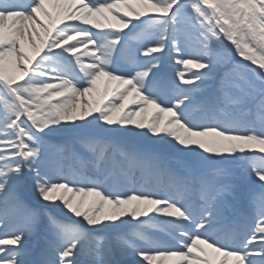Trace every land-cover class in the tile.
<instances>
[{
  "label": "snow or ice",
  "instance_id": "snow-or-ice-1",
  "mask_svg": "<svg viewBox=\"0 0 264 264\" xmlns=\"http://www.w3.org/2000/svg\"><path fill=\"white\" fill-rule=\"evenodd\" d=\"M248 175L264 189V0H0V264H264Z\"/></svg>",
  "mask_w": 264,
  "mask_h": 264
},
{
  "label": "rangeland",
  "instance_id": "rangeland-1",
  "mask_svg": "<svg viewBox=\"0 0 264 264\" xmlns=\"http://www.w3.org/2000/svg\"><path fill=\"white\" fill-rule=\"evenodd\" d=\"M51 10V8H50ZM124 53H120L117 56V59H122ZM218 68H221L220 71L218 73L223 74L225 71H227V69L223 66L220 65L218 66ZM217 68V69H218ZM162 74L165 76H171L172 75V70L170 69L167 60L165 59L164 61V67L162 69ZM117 87V84L115 81H112L110 83H105V78H100L97 81V89L98 91L96 93L91 94V97H89L90 99H93L95 101H99L100 99H102L105 95H107L108 99L112 98V90L114 88ZM105 89H107V92L105 93ZM127 104V101L125 102ZM129 108L132 107V105H128ZM154 110L152 108L149 107L148 112L145 114V120L147 122V119L151 116L152 112ZM139 118V117H137ZM46 139H50L51 142L53 144L55 143H59L63 138L62 137H58V136H54L51 138H46ZM57 160H59L60 163L62 164H66L67 161L65 159H63L62 157H57ZM225 167H228L230 169H233L234 171H237V166L235 164H226ZM76 170V169H74ZM239 174V173H238ZM139 172L136 173V176L139 177ZM95 178V177H94ZM166 179V178H165ZM239 184V189L241 191V195H242V200H243V204H244V220L242 221V223L248 224L252 222V217L254 215L255 212V208L258 206V204L260 203V199H259V194H261L262 192H264V189L260 188V184L259 182L256 180L255 177H252L251 175H248L247 177L241 178L240 180L236 181ZM26 200H31V193L30 191L26 193ZM77 198H79L77 196ZM91 197H85V202H87L88 200H90ZM54 215H57L56 213H53ZM60 219H66L65 217H58ZM158 219H165L164 217H158ZM239 222V221H238ZM237 222V223H238ZM236 222H233L231 227L235 228L237 226ZM221 227H226L224 225H222ZM147 235L152 236L153 238H158L160 237V233L156 232L153 229H148L146 231ZM106 235L109 236V238L111 237V233H106ZM39 246V242L37 244V248ZM209 251V250H208ZM210 258L213 259H218V254L212 253L209 254ZM29 258V257H28ZM39 257L37 256V259ZM77 259L81 262H83L86 259V253L82 252L81 255L79 257H77ZM230 262H231V258Z\"/></svg>",
  "mask_w": 264,
  "mask_h": 264
},
{
  "label": "bare ground",
  "instance_id": "bare-ground-1",
  "mask_svg": "<svg viewBox=\"0 0 264 264\" xmlns=\"http://www.w3.org/2000/svg\"><path fill=\"white\" fill-rule=\"evenodd\" d=\"M208 252H209V254H212L211 250H209ZM229 261H230V259H229ZM166 264H167V262H166Z\"/></svg>",
  "mask_w": 264,
  "mask_h": 264
}]
</instances>
